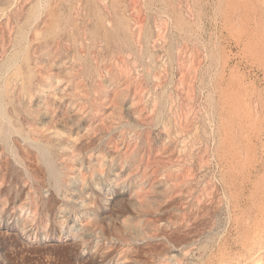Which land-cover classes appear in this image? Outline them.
Masks as SVG:
<instances>
[{
  "label": "rangeland",
  "instance_id": "obj_1",
  "mask_svg": "<svg viewBox=\"0 0 264 264\" xmlns=\"http://www.w3.org/2000/svg\"><path fill=\"white\" fill-rule=\"evenodd\" d=\"M0 264H264V0H0Z\"/></svg>",
  "mask_w": 264,
  "mask_h": 264
},
{
  "label": "bare ground",
  "instance_id": "obj_2",
  "mask_svg": "<svg viewBox=\"0 0 264 264\" xmlns=\"http://www.w3.org/2000/svg\"><path fill=\"white\" fill-rule=\"evenodd\" d=\"M1 115V114H0Z\"/></svg>",
  "mask_w": 264,
  "mask_h": 264
}]
</instances>
